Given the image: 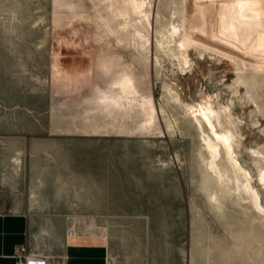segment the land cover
Returning a JSON list of instances; mask_svg holds the SVG:
<instances>
[{"label":"rangeland","instance_id":"1","mask_svg":"<svg viewBox=\"0 0 264 264\" xmlns=\"http://www.w3.org/2000/svg\"><path fill=\"white\" fill-rule=\"evenodd\" d=\"M144 2L0 0V211L44 252L90 233L107 264H264V0ZM210 110L244 170H212Z\"/></svg>","mask_w":264,"mask_h":264},{"label":"crops","instance_id":"2","mask_svg":"<svg viewBox=\"0 0 264 264\" xmlns=\"http://www.w3.org/2000/svg\"><path fill=\"white\" fill-rule=\"evenodd\" d=\"M38 228L35 218L27 213L0 211V264H16L17 247L38 236ZM51 242L49 253L56 256L58 264H106L108 244L104 236L77 233L63 235L59 243Z\"/></svg>","mask_w":264,"mask_h":264},{"label":"bare ground","instance_id":"3","mask_svg":"<svg viewBox=\"0 0 264 264\" xmlns=\"http://www.w3.org/2000/svg\"><path fill=\"white\" fill-rule=\"evenodd\" d=\"M129 2H130V4H131V6H132L134 11H136L138 13L144 12V3H145L144 0H129ZM133 26H136V25H133ZM137 27H139V26H137ZM175 29H177V27H175ZM148 39L149 38H147V40ZM181 53H183V52H181ZM123 89H124L125 92H128V93H132V92L135 91V89L131 85V81L130 80H126L124 82ZM210 112H211V114L206 115V117L208 118V121L210 122V124L212 126V130H213L214 135H215V138L214 137H210V135L207 137V146H208V148L210 150V153H211V156L213 158L211 163H210L211 167H212V170L214 172H216L218 175H220L219 160L221 158H224V157H222L223 152H224V154H226L228 156L229 161H230V163H231V165L233 167V171L234 170L241 171L242 169L244 170L242 165L240 163H238V160L233 158V156H232V154L235 153V151L233 150V137H234V134L232 132H229V133L228 132L227 133L218 132L217 124H216V122H212L211 118L213 116V117L216 118V120L218 119V121L220 122L221 116H220L219 112H215V110H210ZM224 159H222V160H224ZM223 162L225 163V161H223ZM226 163L228 164V162H226ZM228 165H230V164H228ZM226 179H228V178H226ZM262 179L264 180V174L262 175ZM223 180H224V178H223ZM246 187L248 188V191H251L254 188L251 184H247ZM251 195H252L253 199L256 201V203H258L259 207L264 209L262 201H260V199H259V201H260L259 202L258 199H257V195L259 196L258 191H256V190H255V192L252 191Z\"/></svg>","mask_w":264,"mask_h":264},{"label":"built area","instance_id":"4","mask_svg":"<svg viewBox=\"0 0 264 264\" xmlns=\"http://www.w3.org/2000/svg\"><path fill=\"white\" fill-rule=\"evenodd\" d=\"M73 234L70 233V235ZM40 243H43L40 236H35L32 241L20 244L16 249V264H58L56 256L44 252L39 247ZM107 262L108 257H106V264Z\"/></svg>","mask_w":264,"mask_h":264}]
</instances>
